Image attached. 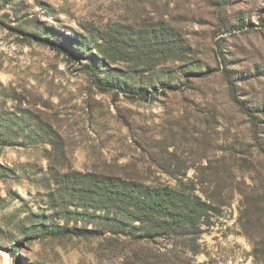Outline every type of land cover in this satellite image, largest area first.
Returning a JSON list of instances; mask_svg holds the SVG:
<instances>
[{
  "label": "rangeland",
  "instance_id": "1",
  "mask_svg": "<svg viewBox=\"0 0 264 264\" xmlns=\"http://www.w3.org/2000/svg\"><path fill=\"white\" fill-rule=\"evenodd\" d=\"M0 264H264V0H0Z\"/></svg>",
  "mask_w": 264,
  "mask_h": 264
},
{
  "label": "trees",
  "instance_id": "2",
  "mask_svg": "<svg viewBox=\"0 0 264 264\" xmlns=\"http://www.w3.org/2000/svg\"><path fill=\"white\" fill-rule=\"evenodd\" d=\"M95 178V177H94ZM92 188L91 191L95 193L97 190L102 191L103 197L106 196V194H109L110 200H116L118 195H121L123 193V190H126L125 187L122 189V192L120 189L116 188L114 184H109L105 180H102L100 178L92 179ZM174 192L171 190H163V193H155L152 198L148 196L147 194L139 197L132 198L129 196V193L127 194V197H130L131 199H134V207L135 209L140 213L145 214H153V213H159V207L165 203L166 198L172 199ZM125 196V194H124ZM195 207L194 209H196ZM19 249L15 250L14 252H17Z\"/></svg>",
  "mask_w": 264,
  "mask_h": 264
}]
</instances>
